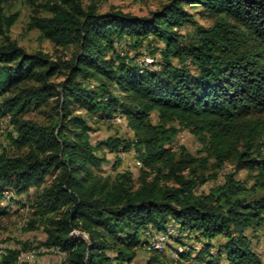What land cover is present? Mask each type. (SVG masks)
Instances as JSON below:
<instances>
[{"label":"trees","instance_id":"1","mask_svg":"<svg viewBox=\"0 0 264 264\" xmlns=\"http://www.w3.org/2000/svg\"><path fill=\"white\" fill-rule=\"evenodd\" d=\"M166 1L135 17L82 0H23L33 13L28 31L74 49L64 60L11 40L19 14L0 0V121L9 118L17 151L0 153V199L41 189L31 204L45 235L37 247L64 254L60 264H131L140 237L168 235L169 225L204 240L194 264L262 263L251 241L264 236V0ZM195 8L208 26L187 10ZM123 42L146 48L152 63L116 55ZM33 110L46 121L25 119ZM77 112L98 121L118 115L133 139L94 140ZM181 133L198 142L196 156L175 144ZM130 150L136 181L130 171L98 172L104 151ZM225 165L232 170L223 182L197 194ZM241 171L247 180L236 177ZM17 244L0 250V264H19L31 250ZM150 251L148 264L167 263ZM192 254L180 252L176 264Z\"/></svg>","mask_w":264,"mask_h":264},{"label":"rangeland","instance_id":"2","mask_svg":"<svg viewBox=\"0 0 264 264\" xmlns=\"http://www.w3.org/2000/svg\"><path fill=\"white\" fill-rule=\"evenodd\" d=\"M82 2L84 6H88L92 2H95L99 13L120 11L135 17H148L152 12L158 11L167 1L82 0ZM4 9L10 14L15 12L19 14L16 24L10 29L8 35L11 40H14L20 47L24 48L26 52L33 53L35 51H42L49 54L52 58H61L64 60H68L72 57L74 52L73 48L63 49L53 47L48 41L42 40L37 31L27 30V24L33 13L32 9L28 8L23 0H10V2L4 6ZM187 10L194 15V18L200 25L208 26L210 24L208 20L199 18L198 13H196V8ZM189 30V28L182 29L181 34H186ZM1 41L0 39V42ZM152 47L155 48L156 44H152ZM115 52L116 55L120 57L128 56L129 58L136 56V54H140L137 59L138 63L148 65L153 61L146 48H141L136 52L130 49L124 42L115 46ZM156 58L158 57L156 56ZM60 80L61 78L56 79V81ZM86 85L90 89H94L96 86L95 83H87ZM76 114L85 116L88 125L92 128L93 132L91 133V137L94 140L107 137H119L128 140L133 139V133L127 127L125 120L118 115H114L108 120L98 121L96 118L90 119L84 112H77ZM24 118L38 123H44L46 121V117L41 111L34 110L25 114ZM152 120L155 122V118H152ZM11 131L9 118L6 117L2 119L0 121V153L5 150L8 155L14 156L17 154V151L12 146L9 137H7L8 134H11ZM175 144L185 147V149L194 156L197 155V151L200 149L196 139L189 133H181L178 135ZM103 154L107 158L108 163L101 167L100 171H98L99 173L103 176L113 177L116 172L130 171L134 180H137L140 173V165L133 150L127 153H109L108 151H104ZM115 159H119L121 163L116 168H112ZM231 170V166L225 165L224 168L217 173V178L215 180H211L204 186L198 188L196 193H206L210 188L221 184L224 175ZM236 177L242 181L248 179L247 172L245 171L239 172ZM48 180L49 178H47V181ZM40 191L41 189H31L27 193L21 195H17L12 191H7L0 199V211L4 212V214L0 216V250L20 248L21 246L17 244L18 242L28 243L31 247L30 251L24 252L19 256V264H60L65 258V255L58 251L45 250L37 247L38 244L45 239V235L43 233L42 224L34 220L31 216V204ZM32 220L36 222V229L29 230V222ZM167 228L168 235L155 233L154 231L145 232L140 237L143 245L137 250L136 257L131 264H148V260L152 256L150 246L152 242L156 241V235L161 236V243L163 244L162 251L157 252V255L164 259V261L167 262L166 264H176L178 254L188 251L189 249L193 250L192 257L187 261L183 260L182 264H194L193 258L197 252L202 250L204 240L193 235L180 234L172 225H169ZM151 233L152 235H150ZM178 240L181 242H178ZM220 241L221 239H216L214 242ZM251 244L253 250L259 255L262 261L261 264H264V236L260 235L258 240L253 239Z\"/></svg>","mask_w":264,"mask_h":264},{"label":"bare ground","instance_id":"3","mask_svg":"<svg viewBox=\"0 0 264 264\" xmlns=\"http://www.w3.org/2000/svg\"><path fill=\"white\" fill-rule=\"evenodd\" d=\"M171 231V230H170ZM174 233V232H173ZM170 234V233H169ZM163 244L160 242L159 246L157 245H151V250L155 252H161L162 251Z\"/></svg>","mask_w":264,"mask_h":264},{"label":"built area","instance_id":"4","mask_svg":"<svg viewBox=\"0 0 264 264\" xmlns=\"http://www.w3.org/2000/svg\"><path fill=\"white\" fill-rule=\"evenodd\" d=\"M150 235H152V233ZM150 235H147V236H150ZM155 238H156V241L152 242L151 244L159 246V243L161 242L162 238L160 235H156Z\"/></svg>","mask_w":264,"mask_h":264}]
</instances>
